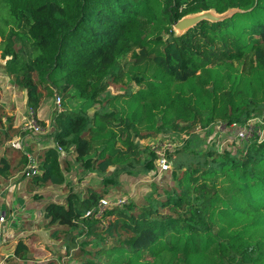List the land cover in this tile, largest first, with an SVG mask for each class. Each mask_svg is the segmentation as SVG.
I'll list each match as a JSON object with an SVG mask.
<instances>
[{
	"label": "trees",
	"instance_id": "obj_1",
	"mask_svg": "<svg viewBox=\"0 0 264 264\" xmlns=\"http://www.w3.org/2000/svg\"><path fill=\"white\" fill-rule=\"evenodd\" d=\"M230 9L239 12L178 36L172 30L184 16ZM0 57L34 114L56 92L83 101L62 103L52 144L29 176L33 187L66 191L44 204L43 227L64 228L71 241L80 230L73 264H264V141L255 136L234 155L203 154L189 168L183 153L171 157L166 187L152 183L138 204L113 206L101 218L85 213L104 191H67L64 175L67 155L84 172H132L145 151L140 140L264 115V0H0ZM116 79L135 89L106 95L89 116ZM10 165L0 159V177ZM93 241L99 244L87 249ZM30 253L19 238L10 258L26 262Z\"/></svg>",
	"mask_w": 264,
	"mask_h": 264
},
{
	"label": "rangeland",
	"instance_id": "obj_2",
	"mask_svg": "<svg viewBox=\"0 0 264 264\" xmlns=\"http://www.w3.org/2000/svg\"><path fill=\"white\" fill-rule=\"evenodd\" d=\"M146 30V28H144ZM136 47H132L135 49ZM130 55H127L121 59V63L127 61ZM4 61L0 57V74H3L1 64ZM252 63V60L248 58L245 61V69ZM0 85V98L2 93H9L11 90V105L12 110H14L17 106H19L21 101L20 93L17 89H13L11 81H7ZM135 87L129 85L125 82V79H116L112 81L107 89L99 95L97 98V102L87 111L89 116L92 113L99 109L102 105L101 100L106 96H114L117 94H122L123 92L134 90ZM21 92V91H20ZM73 93V92H71ZM75 94V93H73ZM60 97V103L57 105L55 103V99ZM65 102V106L67 108H78L83 105V101L77 99L72 96L70 99L63 101L62 96L56 92L52 97H43L39 112H42L43 118L45 121H37L39 126L42 128V132L36 135V138H39L43 144L50 140V133L52 132L51 121L56 112H59L62 108V103ZM99 102V103H98ZM4 104L0 100V115L4 114L5 117L7 113H2ZM28 116V110L25 108ZM262 113L253 115L258 118L259 121L263 120ZM34 117L35 114H34ZM27 118V117H26ZM260 118V119H259ZM36 119V118H35ZM37 120V119H36ZM248 120V119H247ZM247 120L242 124H230L227 126L222 122H215L208 124L205 127H201V131H196L199 126L190 127L180 134H158L156 136L146 138L139 141V145L141 149L145 151L141 154V164L137 166L132 172H125L120 169L109 168L105 174H97L95 172H84L81 168H78L76 164L73 163V157L68 156V165L70 169L64 171L65 175V188L68 191L69 189L78 192L82 195L85 194L86 186H93L96 188H101L104 192H102V196L106 198L114 199V198H122L125 200V203H134L138 204L142 201V198L147 194L150 190V186L152 183H155L159 187H166L168 181L171 182L170 178V170L171 167V157L176 158L183 156V162L185 168H189L192 163L202 162L204 160V155L210 153L211 155L215 154H224L230 153L234 155L239 152L243 146L242 141H238L236 138V133L238 128L246 124ZM256 121L250 120L247 122V126H253L251 128V132L247 131V135L254 133L250 136H255L260 140L263 138L264 134V124L258 123L255 124ZM22 126V125H21ZM21 126H18V132H20ZM24 127V126H23ZM22 131V130H21ZM28 132V131H26ZM33 134V133H31ZM249 137V138H250ZM32 155H35V152L31 151ZM63 155V154H62ZM154 156V159L151 157ZM161 160H165L168 162L170 169L164 174H160L157 172L158 164ZM105 179H108L109 182H106ZM64 189L59 187H44L37 191L30 199L31 202H44L55 200L56 202H60L63 197H61V191ZM41 230L36 235L37 240L36 243L31 244L28 243V246L31 250L29 258L30 261H26L23 264H47L49 260H54L58 264H73L76 260L72 257L74 253V249L77 246H80L85 237L79 234V229L71 231L70 235L72 236V241L68 240V236H65L68 233H65L64 228H59L54 226L52 229H45L41 227V224L38 225ZM53 230L57 231V238H51L50 233ZM99 244L98 242H90L87 243V249L92 250L94 246ZM12 255V254H11ZM12 260V259H9ZM13 262L14 259H13ZM11 262V263H13ZM10 264V262H9Z\"/></svg>",
	"mask_w": 264,
	"mask_h": 264
},
{
	"label": "crops",
	"instance_id": "obj_3",
	"mask_svg": "<svg viewBox=\"0 0 264 264\" xmlns=\"http://www.w3.org/2000/svg\"><path fill=\"white\" fill-rule=\"evenodd\" d=\"M4 63L5 61L1 64L3 74H0V85L5 82L4 79L10 81L3 70ZM12 87L13 89H17L14 86ZM13 91L20 93L21 96L20 104L14 110H12L11 105V96H14L11 94V90L9 93L4 94L3 92L0 98L4 104V111L2 113H7L8 115V117H5L4 114L0 115V159L5 158L11 163L6 177H0V214L5 213L6 218L5 222L1 225L0 264H9V262L13 264L11 263L13 260L9 259H11L10 256H12L11 254L17 239L26 240L27 244L29 242L31 244L36 243V235L41 230L38 225L41 224V227L44 228L43 225L45 224V220L43 219V206L49 202H31L30 198L38 190L49 185L33 187L29 177L31 174L27 175V172H30L29 169L31 167L34 171L36 170L39 153L45 147L50 146L52 141L50 139L43 144L39 141V138L35 137L36 135L24 130L23 126H25L27 117V113H25L26 94L22 90H19V92ZM35 116L37 121H45L39 109L35 113ZM18 126H21L20 132H18ZM31 151L35 152V155H32ZM22 154H25L27 157L25 165L22 164ZM52 187L57 186H50V188ZM65 193V190L61 191V197H64ZM50 201L56 202L55 200ZM52 228L54 226L48 229ZM24 262H14V264H23Z\"/></svg>",
	"mask_w": 264,
	"mask_h": 264
},
{
	"label": "built area",
	"instance_id": "obj_4",
	"mask_svg": "<svg viewBox=\"0 0 264 264\" xmlns=\"http://www.w3.org/2000/svg\"><path fill=\"white\" fill-rule=\"evenodd\" d=\"M55 103L57 105H59L60 97L56 96ZM35 118L36 117H34V112L32 110H28V116H27L26 121H25L24 130L28 131L30 133H33V134H39L42 132V128L39 126V124L37 123V120ZM262 118H263V120H261V122H258V123L264 124V117H262ZM250 120L256 121L255 124H258L257 121H259L256 116L251 117L250 119L247 120V122H249ZM247 122H246V124H247ZM246 124H244L243 126L238 128V131L236 133V138L238 141L248 139L255 132L254 131L253 133L247 135V131H249V133H250L251 128L253 126L252 125L247 126ZM232 126H235V124H233ZM201 130H202V128L198 127L196 131H201ZM257 141H259V142L264 141V134H263V138L261 140H260V137L258 139V136H257ZM169 169H170V166H169L168 162H166L165 160H161L158 164L157 172L160 174H164ZM29 170H30V172H27V175L34 173V170L32 167ZM124 203H125V200L122 198L110 199V198L104 197L98 201L96 206H94L92 209L88 210L85 213V216H87V217L93 216L94 218H101L106 210L110 209L113 206H121ZM5 219H6L5 213H1L0 214V234L2 231L1 225L5 222Z\"/></svg>",
	"mask_w": 264,
	"mask_h": 264
},
{
	"label": "water",
	"instance_id": "obj_5",
	"mask_svg": "<svg viewBox=\"0 0 264 264\" xmlns=\"http://www.w3.org/2000/svg\"><path fill=\"white\" fill-rule=\"evenodd\" d=\"M237 12H239L238 9H230L222 14H218L213 10H208L197 14L184 16L173 24L172 30L174 31L175 35L178 36L184 34L187 30L193 28L201 21H208V22L223 21L227 18H230ZM1 237L2 234H0V239Z\"/></svg>",
	"mask_w": 264,
	"mask_h": 264
}]
</instances>
